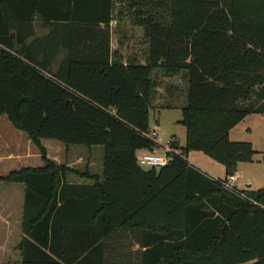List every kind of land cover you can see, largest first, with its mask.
I'll return each mask as SVG.
<instances>
[{
  "label": "trees",
  "instance_id": "16d2710c",
  "mask_svg": "<svg viewBox=\"0 0 264 264\" xmlns=\"http://www.w3.org/2000/svg\"><path fill=\"white\" fill-rule=\"evenodd\" d=\"M124 2L0 0V116L43 163L0 178L25 186L20 264H135L113 260L119 228L139 231L138 264H264V185L231 192L186 160L202 153L224 179L252 161L251 144L228 133L264 114V0H128L144 64L111 49L109 24ZM35 18L50 30L24 48ZM154 70L185 72V145L144 169L136 152L157 146L146 136ZM41 140L101 147L100 175L54 164Z\"/></svg>",
  "mask_w": 264,
  "mask_h": 264
},
{
  "label": "rangeland",
  "instance_id": "374dc122",
  "mask_svg": "<svg viewBox=\"0 0 264 264\" xmlns=\"http://www.w3.org/2000/svg\"><path fill=\"white\" fill-rule=\"evenodd\" d=\"M124 2L122 6L116 4L115 10L122 11L121 16L112 23V30L110 33V45L112 51L117 50L124 58L129 55H137L140 62H145V54L147 51V42L143 36V30L136 27L132 23L131 12L127 10L130 2ZM153 83V92L151 97V108L149 110L148 126L149 132L154 131L156 134L155 141L157 146L152 150H156L160 154L164 153L166 147L174 151L177 155H181L179 148L185 145V129L179 124L182 118L181 109L186 104L187 82L185 79V72L177 73L165 72L162 70H154L151 74ZM262 85L252 88V93H249L248 100H254V94L261 89ZM235 127V128H234ZM231 132V138L239 142H249L253 140L255 154L252 161L249 163H241L237 170L239 179L235 184L237 191H248L245 187V182L249 180L252 184L250 190H258L264 185V160L262 153H264V114H249L244 117L237 125H235ZM174 141L178 142V149L172 147ZM44 148H49L50 156L54 157L60 162L64 161L63 166L74 170L78 174H97L101 169V147L86 148L81 146H65L59 143L66 151L64 153L51 149L52 144L58 143L53 140H44ZM46 150V149H45ZM57 153H55V152ZM47 153V151H46ZM169 153L168 155H172ZM37 168L43 166L41 156L37 150L36 154ZM48 158V154H47ZM49 159V158H48ZM187 162L193 164L195 168L210 173L205 167L204 163H212L222 169L221 166L202 153L190 152L186 157ZM212 174V173H210ZM234 175V174H233ZM236 175V174H235ZM72 176L71 174L68 177ZM223 176V175H222ZM219 175L217 180H225ZM72 179V178H70ZM2 185H7L3 182ZM1 189V188H0ZM117 234L110 240L114 241L117 238H123ZM120 236V237H119ZM11 253L6 255L0 254V264H3L5 259H15V247L8 245ZM2 256V257H1Z\"/></svg>",
  "mask_w": 264,
  "mask_h": 264
},
{
  "label": "crops",
  "instance_id": "0c3cea01",
  "mask_svg": "<svg viewBox=\"0 0 264 264\" xmlns=\"http://www.w3.org/2000/svg\"><path fill=\"white\" fill-rule=\"evenodd\" d=\"M112 23L109 24V31L111 33L112 30ZM57 26H62L61 22H56ZM100 29H103L104 26L100 25ZM33 29H34V36L30 38H25L24 48L28 47L31 41L37 37L42 38L46 36L50 30L48 27H43L41 22L38 18H35L33 21ZM27 52H31L30 49H26ZM61 57V56H58ZM145 62H141L144 64ZM56 65H53L52 68H55ZM235 128V127H234ZM232 128L228 133V138L232 142H239L238 140L231 138V132L234 129ZM44 140H41V145L44 146ZM254 150L253 140H248ZM60 142L56 144H52L50 146L51 149H55L56 151H60L64 153L66 149L62 147ZM179 145V144H178ZM93 148V147H92ZM48 158L54 164L60 166L64 164L60 162V160L51 157L49 148L45 147ZM55 152V151H54ZM146 151L140 150L136 152L137 158L145 153ZM57 153V152H55ZM37 148L31 143L27 135L21 131L16 130L11 123L8 121L7 117L4 115L0 116V178L7 176L9 173L13 171H19L22 169H34L37 168L36 164V155ZM264 157V153H262ZM206 169L212 173L205 172L200 168H197L205 175L209 176L210 178L217 180L219 175H223L224 177V169H219L216 165L212 163H204ZM190 165L194 166L190 163ZM241 164L237 166V170L240 168ZM41 167V166H40ZM195 167V166H194ZM236 170V180L235 183L239 179V173ZM100 172L96 175H100ZM72 176L67 177L68 183H75V184H82L87 183V180L84 178L79 177L78 175L71 174ZM72 178V179H70ZM225 178V177H224ZM2 181H0L1 183ZM234 182L232 183L233 187L235 188ZM7 185H2L0 188V254L6 255L11 253L9 251L8 245H13L15 250V259H5L3 264H20V251L18 250L19 243L22 237L21 225L24 213V198H25V186L23 184H16V183H7L3 182ZM245 187L248 188V191H254L251 189V182L247 180L245 182ZM256 191V190H255ZM117 234H121L123 238H117L114 241L109 240V246L111 247L112 256L118 257L113 258L114 261H130L131 263L138 264L140 262V252L144 249L140 248L139 246V237L135 239L134 237L139 234V231L129 229V228H119L117 230ZM114 235V236H115ZM119 236V237H120ZM2 257V256H1Z\"/></svg>",
  "mask_w": 264,
  "mask_h": 264
},
{
  "label": "built area",
  "instance_id": "2783aa9c",
  "mask_svg": "<svg viewBox=\"0 0 264 264\" xmlns=\"http://www.w3.org/2000/svg\"><path fill=\"white\" fill-rule=\"evenodd\" d=\"M147 138L153 139L155 141L156 134L154 131L147 133ZM156 142V141H155ZM174 150V149H173ZM169 153H173L172 155H168ZM174 155H177V153H174V151H171L166 147L163 154H160L156 150L146 151L142 155H140L137 158L138 165L141 168L144 169H159L161 167H164L165 165L169 164L171 162V159ZM236 180V175L228 176L223 182L222 186L231 191L236 192L234 190V187L232 183Z\"/></svg>",
  "mask_w": 264,
  "mask_h": 264
},
{
  "label": "water",
  "instance_id": "95a60500",
  "mask_svg": "<svg viewBox=\"0 0 264 264\" xmlns=\"http://www.w3.org/2000/svg\"><path fill=\"white\" fill-rule=\"evenodd\" d=\"M178 147V142L177 141H174L173 142V149H176Z\"/></svg>",
  "mask_w": 264,
  "mask_h": 264
}]
</instances>
